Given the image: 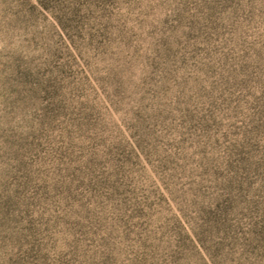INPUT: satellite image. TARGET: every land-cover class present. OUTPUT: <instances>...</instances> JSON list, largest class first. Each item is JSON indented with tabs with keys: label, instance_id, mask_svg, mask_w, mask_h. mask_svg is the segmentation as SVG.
I'll return each instance as SVG.
<instances>
[{
	"label": "rangeland",
	"instance_id": "obj_1",
	"mask_svg": "<svg viewBox=\"0 0 264 264\" xmlns=\"http://www.w3.org/2000/svg\"><path fill=\"white\" fill-rule=\"evenodd\" d=\"M0 264H264V0H0Z\"/></svg>",
	"mask_w": 264,
	"mask_h": 264
}]
</instances>
